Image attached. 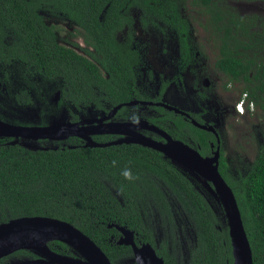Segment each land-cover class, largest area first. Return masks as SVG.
I'll return each mask as SVG.
<instances>
[{
	"label": "trees",
	"instance_id": "obj_1",
	"mask_svg": "<svg viewBox=\"0 0 264 264\" xmlns=\"http://www.w3.org/2000/svg\"><path fill=\"white\" fill-rule=\"evenodd\" d=\"M189 4V0H0V119L17 126L46 127L101 118L112 106L128 101L136 90L135 69L142 62L132 10L139 13V24L146 31L176 32L179 62L189 65L197 53L184 17ZM191 4L211 15L212 26L213 17L223 13L236 21L232 6L221 8V0H191ZM43 13L76 24L85 55L60 44L62 29L47 25ZM255 22L241 25V42L231 27L227 29L216 66L230 81L239 80L244 86L234 105L247 94V106L256 105L252 113L264 114V57L253 40L257 34L248 27ZM58 91L61 99L56 103ZM176 123L181 129L187 126L180 118ZM189 128L205 156L214 136ZM94 140L112 142L107 136ZM13 141L0 138V224L23 217L65 221L90 237L113 264H128L119 261L133 259L132 249L118 246L120 233L110 228L118 225L134 231L137 244H151L165 264H185L171 251L170 241L192 221L188 242L194 238L195 243L186 264H234L223 208L215 209L161 153L135 144L90 148L76 137L47 150H30ZM125 169L138 178L126 180L121 175ZM220 173L237 198L253 262L264 264V151L246 176L232 178L224 158ZM177 210L182 211L180 220L175 219ZM49 247L74 256L63 243ZM11 258L37 259L30 251ZM9 259L0 264H10Z\"/></svg>",
	"mask_w": 264,
	"mask_h": 264
},
{
	"label": "water",
	"instance_id": "obj_2",
	"mask_svg": "<svg viewBox=\"0 0 264 264\" xmlns=\"http://www.w3.org/2000/svg\"><path fill=\"white\" fill-rule=\"evenodd\" d=\"M58 99L57 97L55 101L57 102ZM112 115L113 113L97 121L75 123L61 121L46 127L17 126L0 119V138L13 139V145L20 143L30 150L50 148L39 146L41 142L60 143L76 137L85 141L86 147L90 148L135 144L157 151L181 172L189 174L199 184L206 186L223 208L232 242L234 264H254L252 248L237 198L220 173V137L217 135V151L213 156L205 157L201 154L200 147L196 148L181 141H174L156 128L151 129L164 136L167 139L166 144L158 143L134 132L131 125L102 124ZM194 124L203 130L217 134L213 126L201 125L198 122ZM116 127L122 130L114 131ZM116 132L125 134L126 139L105 144L93 139L96 135L115 134ZM113 227L121 234L117 245L132 249L134 264H165L164 259L157 254V250L151 244L136 243L134 231L118 225L110 226V228ZM53 242L67 245L74 256L54 252L49 247V244ZM20 251H30L39 258L16 261L14 264H113L107 254L81 230L68 222L48 217H23L0 224V260Z\"/></svg>",
	"mask_w": 264,
	"mask_h": 264
},
{
	"label": "rangeland",
	"instance_id": "obj_3",
	"mask_svg": "<svg viewBox=\"0 0 264 264\" xmlns=\"http://www.w3.org/2000/svg\"><path fill=\"white\" fill-rule=\"evenodd\" d=\"M229 5L232 7L235 5L236 7L238 3ZM131 14L136 20V39L139 45L138 48L140 49L141 60L142 62H146V65L138 71V86L142 94L154 98L161 92L164 84L169 82V88L164 98L165 101L187 112L201 114L202 111H205L206 115H204V119H207V122L213 123L219 129L222 138V150L228 165V173L234 179L246 176L259 154L264 151V114L262 112L254 114L251 112L241 115L237 107V114L225 111L226 103L229 100L234 102L237 98L236 92L244 86L241 84L234 85L232 87L233 91L224 93L223 86L227 83V78L218 72L216 68L214 69L215 62H213V59H217V54L211 49L210 44L208 45L204 41L206 38L212 39L211 34L209 32L202 35L196 34V38L199 40L198 50L200 49L203 58L199 61L201 62V66L192 68L185 73L183 91L176 81L179 74L178 62L180 58V46L177 34L172 30L166 29L165 33L153 30L146 31L139 24V13L136 10H132ZM262 14L264 15V13ZM43 16L47 25H55L62 29L61 33L58 34V42L60 44L73 48L80 54H84L85 43L79 36L76 37L79 29L73 22L46 13ZM257 39L259 40V38ZM258 54L264 57V50H261ZM201 67L207 70V75L202 80L199 79L201 81L200 85L207 82L210 87V89L208 88L209 92H211L210 100L205 102L201 101L192 88L194 86L193 71L199 74L197 71ZM57 144L59 143L48 142L45 147L62 146ZM39 146L44 145L39 143ZM182 173L210 200L215 209H221L220 204L206 186L199 184L189 174L183 171ZM175 216L177 220L182 219V211L177 210ZM155 219V224L159 226L157 228L162 230L158 219ZM185 226L186 231L181 230L176 235V238H174L175 235L172 236L170 247L179 261L186 264L190 258V246L191 244L194 245L195 239L192 238L188 242L189 234L194 227L193 222L187 221ZM129 258V256L125 257L119 262H125ZM27 259H16L15 261Z\"/></svg>",
	"mask_w": 264,
	"mask_h": 264
},
{
	"label": "flooded vegetation",
	"instance_id": "obj_4",
	"mask_svg": "<svg viewBox=\"0 0 264 264\" xmlns=\"http://www.w3.org/2000/svg\"><path fill=\"white\" fill-rule=\"evenodd\" d=\"M212 1H215V0H212ZM189 2H190V4L188 5L189 11L184 13V17H186L188 20V25H189V29H190L189 33H190L191 44L194 46V49L197 50V53H196V58L192 62H190L189 65L184 66L181 62H178L179 74L177 75L176 81L178 82L181 90H183V91H184L183 83L185 80L184 79L185 73L190 71L192 68H197V67L201 66V62H199V61L202 60V58H203V56H201L200 49L198 50L199 40L196 38V34L202 35V34H208V32L211 34L212 39L206 38V40H204V41L208 45L210 44V46L212 47L211 49H213L214 52L217 54V59H215V60L213 59V62H215L213 67H214V69L216 68V70L218 72H220V71L217 68L216 63H217V60L221 58L220 53H221V50L223 48V43H222L223 38H224L225 34H227L226 31L229 27L232 28L233 35L234 36L237 35L238 39L240 40L239 42H241V40H242L241 25L243 23H249V21L251 19L256 20V22L253 23L254 25L249 24L248 27H250L251 33L257 34L253 37L254 42L255 41L257 42L256 49H258L259 51L264 50V15L262 14V13H264V1L263 0H221V4L219 5L221 8H224V6L229 5V4H237L238 3V5H236V7L234 5L232 7L233 10H231L232 13L234 15H236L235 16L236 21L234 23L231 22L229 20L228 16L226 15V13H223L221 16L213 17V18H215L214 26L211 25V22H208V19L211 18L210 14L202 11V9L200 7H198L199 5H197V6L192 5L191 0H189ZM228 24H230V25H228ZM239 33H240V35H238ZM76 37H78V36H76ZM257 38H259V40ZM178 41H179V39H178ZM75 46H77V45L75 44ZM231 49H233V48H231ZM201 50H202V48H201ZM240 51H242V50H240ZM252 52L253 51H251L250 53H252ZM78 54L80 55V53H78ZM83 55H85V53ZM180 57H181V52H180ZM244 57L249 58V59H253L252 54H246ZM179 61H180V58H179ZM145 65H146V62H141L140 66H138L135 69V75H136L135 87H136V90H135V92L132 93L133 96L128 101L125 100V101H122L120 103H117L116 105L112 106V108L110 110L108 108L109 111L104 112V115L101 118H95V119H91V120H81L78 122L97 121L99 119L109 117L113 113V115L109 119L104 120V122L102 124L112 123L115 125H131L132 130L134 132H136L140 135H143L147 138H150V139H152L158 143L166 144L167 139H165L164 136L159 134V132L151 129V128H156V129L166 133L174 141H181L187 145H190L192 147L197 148L200 146H197L195 144V141L193 139L194 138V132H192V128L191 129L189 128V126H192V127L197 128L199 130H202V131H205V132L212 134L215 138V141L209 142V145H208L209 150L205 154V157H211L217 151V149H218L217 135L220 137V140H221V142H220V146H221V148H220V153H221L220 162H221L222 158H224V154H223V150H222V138H221L219 129L213 123L207 122V119H204V115H206L205 111H202L201 114L191 113V112H187V111H185V110H183V109H181L175 105H172V104L166 102L164 98H165V94L167 93V90L169 88V82H166L164 84L161 92H159V94L156 95L154 98H150V97L146 96L145 94H142V92L138 86V71ZM197 72L199 74H197L196 71H193L194 86L192 88L194 89L196 95L201 99V101H203V102L209 101L210 96H211V92H209V89H210L209 84L207 82H205L202 85H200V82H201L200 80H202L207 75V70L206 69L204 70V68L201 67V69H199ZM220 73L227 78V83L224 84V86H223V91L225 94L233 91L232 87L234 85H240L239 80L238 81L237 80L236 81H232V80L230 81L229 76L225 75L222 72H220ZM198 75H199V77H198ZM241 83H242V81H241ZM243 83H244V81H243ZM58 93H59V96H57ZM245 95H247V94H245ZM57 97L59 99L57 102L55 101L56 103H58L61 99V92L58 91L55 94V99ZM248 98H249V96H248ZM234 103H235V101L231 102V100H229L226 103V107H225L226 110L225 111H227L228 113L229 112L236 113V110H235L236 106L234 105ZM252 103L254 104V109L251 108L250 105L249 106L246 105L245 115L247 113H251V112L256 110L255 103L254 102H252ZM169 107L172 109H170ZM180 111L183 114H181ZM134 115H138L140 118V123L138 125L133 124L131 122V118ZM179 118L182 119L183 124L187 125L186 127H184V129H181L179 124L176 123V120H179ZM66 121H70V120H66ZM194 122H198L201 125L213 126L217 134L203 130V129L197 127L194 124ZM119 130H122V129H120L118 127H116L114 129V131H119ZM100 136H107L111 139L112 142L121 141V140L126 139L125 134H120L117 132L115 134L96 135L93 137V139H95V137H100ZM195 137H196V134H195ZM70 139H72V138H70ZM70 139L65 140L63 142H60L57 145H63L64 146ZM41 143H42V145L48 144V142H41ZM119 145H122V144H119ZM136 237L137 236L135 234V238ZM9 258H10L9 259L10 264H14V262H16L15 261L16 259L11 258V257H9ZM32 260H34V259H32ZM132 260L133 259H129V260H126L125 262L128 264H131V263H133ZM23 261H26V260H23Z\"/></svg>",
	"mask_w": 264,
	"mask_h": 264
},
{
	"label": "clouds",
	"instance_id": "obj_5",
	"mask_svg": "<svg viewBox=\"0 0 264 264\" xmlns=\"http://www.w3.org/2000/svg\"><path fill=\"white\" fill-rule=\"evenodd\" d=\"M241 100H244L245 101V108H246V105L248 104V101H249L248 96L247 95H243V97L239 100V102ZM239 102L237 103L236 107L238 106ZM249 105H250L251 108L254 109V104L252 102H250ZM236 107H235V110H236ZM244 114H245V112H244ZM244 114H241V115H244ZM131 122L133 124L138 125L140 123L139 116L138 115H134L131 118ZM112 164H113V166H115L116 165V161H113ZM121 175H123L126 180H132L134 178H138V177H133L132 172H131V169H125V170H123L122 173H121Z\"/></svg>",
	"mask_w": 264,
	"mask_h": 264
},
{
	"label": "built area",
	"instance_id": "obj_6",
	"mask_svg": "<svg viewBox=\"0 0 264 264\" xmlns=\"http://www.w3.org/2000/svg\"><path fill=\"white\" fill-rule=\"evenodd\" d=\"M237 110L239 111L240 114H244L245 112V101L241 100L237 106Z\"/></svg>",
	"mask_w": 264,
	"mask_h": 264
},
{
	"label": "bare ground",
	"instance_id": "obj_7",
	"mask_svg": "<svg viewBox=\"0 0 264 264\" xmlns=\"http://www.w3.org/2000/svg\"><path fill=\"white\" fill-rule=\"evenodd\" d=\"M37 257H38V256H37ZM38 258H39V257H38ZM38 258H37V259H38ZM34 260H35V259H34Z\"/></svg>",
	"mask_w": 264,
	"mask_h": 264
}]
</instances>
